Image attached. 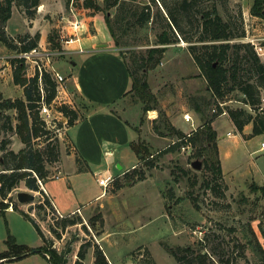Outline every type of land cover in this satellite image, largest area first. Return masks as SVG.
<instances>
[{
    "label": "rangeland",
    "instance_id": "1",
    "mask_svg": "<svg viewBox=\"0 0 264 264\" xmlns=\"http://www.w3.org/2000/svg\"><path fill=\"white\" fill-rule=\"evenodd\" d=\"M45 1H50L48 7L38 6L35 17L38 16V9L40 13L34 21L14 4L13 16L5 29L7 35L15 38L32 29V35L36 32L40 33V37L46 34L45 38L39 40L38 45L53 47L48 36L55 34L58 42L61 31L69 29L68 19H74L75 16L70 10L71 4L66 7V0ZM96 1L102 3L103 0ZM193 1L186 12H177L179 26L176 28L168 26L165 9L159 1L121 0L118 5L108 10L113 20L116 16H122L120 27L114 24V30L119 34L122 45L115 46L110 37L109 46L119 55L121 51H125L126 55L121 56L130 64L135 75L147 79L150 90L156 96L154 108L151 109L154 112H144L143 103L133 91H128L114 106L117 112L125 115L134 124L133 127L138 132L134 141H140L150 152L157 155L152 166L145 164L139 157L140 164L137 168L145 172L144 179L138 180L136 175L126 178L124 173H120L122 170H113L115 172L111 173L116 179L103 188L98 183L103 173L96 174L90 166L87 171L75 173L80 166L76 157L80 154L67 139L68 123L64 124V128L61 124V129H56L49 138L42 136L33 140L36 147L44 148L47 142L55 138L54 135L57 136L55 141L59 144L58 159L45 163L48 176L46 181L38 182L39 190L26 187L22 181L8 193L5 201L15 203L29 212L37 220L52 247L58 251L69 250L66 255L67 264L74 263L84 242L89 243L86 246L84 264L93 263L94 244L100 246L111 264H178L168 249L177 246H190L194 251L204 249L215 260L232 258L235 254L232 251L235 238L241 237L244 232L248 233V226L254 229L264 248V190L261 189L264 186V151L260 149L264 134L244 140L242 136L249 137L251 125L245 126L248 133L241 135L229 115L214 117L212 108L218 99L210 92L207 81L193 58L195 53L202 51L201 44L213 42L209 39L203 40L208 34L202 23L203 14L215 8L222 19L228 22L231 32L230 38L217 42L248 43L264 62L256 49L260 45L264 46V19L250 13L253 0ZM81 2L82 0H74L73 9L76 16L86 23L88 31L93 33L94 16L90 15V10L76 7ZM166 2L172 5L175 0ZM145 4H150L151 18L147 24L140 26L135 23L134 13L143 10ZM101 14L98 12L96 16L102 17ZM164 30L168 31L173 41L164 45L165 50L158 64L150 70L141 69L139 63L146 56L148 48L162 46L158 43V36ZM98 33L99 39H102L105 31L103 29ZM11 54L13 50L0 41L1 57L9 60L7 57ZM252 55L248 48L240 51L233 49L226 61L227 67L236 66V81L242 84L255 81V73L251 71L250 64ZM61 57L54 58L55 65L64 75H68L71 66L66 60L70 61L73 55L68 52L65 57ZM133 58L137 60L133 61ZM3 59L0 58V64H4ZM9 67L7 74H0V91L3 97H23V88L14 82L13 68ZM28 70V65L23 67L22 72L26 77ZM66 84L76 105L75 91L70 81L66 80ZM231 84L228 82L225 86L227 91L219 100L228 108L242 107L256 114L257 110L242 101L239 87L235 85L231 88ZM261 95H264L263 90ZM69 105L74 108L73 104ZM195 107H200V111L197 112ZM125 108L127 111L123 113ZM78 112L82 114L80 109ZM6 113L11 114L12 122L16 124V111L12 109ZM186 113L192 116L193 124L185 120ZM60 118L58 116L56 123L61 122ZM212 118V126L219 132L217 141L222 165L221 175L206 163V160L211 163L216 158V150L212 147L202 156H198L194 146L188 143L159 154L177 140L169 126L189 134L205 120ZM228 132H231L229 136ZM3 139L7 140L6 147L9 149L18 151L24 146L14 130H1L0 143ZM125 150L131 152L129 146ZM3 154V150H0V158ZM129 156L126 154L123 159L125 165H131L132 159ZM194 161L201 163L200 168L192 166ZM45 183L62 211L68 212L79 207L64 216L78 217L80 222L62 227V217L58 215L55 203L47 195ZM19 191L34 193L35 199L20 202L17 199ZM45 196L49 197L51 207L47 206L49 210L45 208L44 211L39 208V201H44ZM8 197H11V201ZM9 217L11 230L7 217V223L3 216L1 222L4 229L8 228L19 243L30 241L34 246L42 243V238L39 240L37 236L35 239L32 235L30 237L19 212L11 213ZM50 227L56 231H51ZM245 238L250 239L249 235ZM3 246L2 249L6 247ZM254 251L252 245L249 246L246 249V260L239 259L235 263L231 261L230 264H264ZM4 264L49 263L38 253L28 259Z\"/></svg>",
    "mask_w": 264,
    "mask_h": 264
},
{
    "label": "trees",
    "instance_id": "2",
    "mask_svg": "<svg viewBox=\"0 0 264 264\" xmlns=\"http://www.w3.org/2000/svg\"><path fill=\"white\" fill-rule=\"evenodd\" d=\"M70 1L71 0H66L65 2L67 8L69 7ZM120 1L121 0H103L102 3H99L96 0H82L80 4H76V7L78 8L83 7L90 10L91 16L95 17L98 12L102 13L101 15L115 46L122 45L119 41V34L114 30V24H118L120 27L122 16H120V18L116 16L113 20L110 14H108V10L118 5ZM153 1H159L163 6L168 26L174 28L179 26L177 12H186L194 2L193 0H175L172 5H169L166 0ZM14 4H16L27 17L34 18L36 15V8L40 5V0H0V41L10 50L28 51L38 46L40 33L36 32L32 35L30 32H25L24 34H19L15 38L7 35L5 30L6 24L12 16V7ZM250 13L264 19V0H253L250 7ZM134 16H136L135 23L140 26L147 24L151 18L150 4H145L143 10L138 13L135 12ZM203 16V29L207 32L206 34H208L203 40L209 39L213 42L201 44L200 47L202 48V51L195 53L193 58L198 65L201 74L205 77L210 92L219 99V97H222L227 91L225 86L228 82L232 83L231 88L235 87V85L239 87V90L242 93V101L250 108L257 110V113L253 114L246 108L242 107L235 109L228 108L230 120L234 124L235 129L243 135L245 126L249 124H251L249 137L264 134V108L260 109L262 96L261 90L264 91V62L260 60L257 54L253 51L252 46L248 43L231 44L229 42H217L230 38L231 32H229L228 22L222 19V17L216 12L215 8L211 11L205 12ZM54 35H49L48 41L53 47H59L60 44L56 42V36ZM172 41L173 40L170 38L168 31H162L158 36V43L162 44V46L148 48L146 56L141 58L139 67L145 70L152 69L159 63L165 50L164 45ZM243 48H248L253 54L250 58V64L251 71L255 73V81H247L244 82V84L236 81V66L232 65L230 68L226 66L230 50L235 49L236 51H240ZM120 53L123 56L126 55L125 51H121ZM136 60V58H133V61ZM127 64L132 80L131 89L129 91H133V94L143 103L144 112L153 109L154 103L156 102V96L150 90L147 79L135 75L130 64ZM23 67L24 65L20 64L13 68L14 82L22 86L23 97H3L0 92V131L14 130L24 143V146L18 151L7 148V140L3 139L0 143V150H3L4 152V156L0 158V215L4 217L7 223L5 212L10 204H12L14 210L20 212L33 224L42 238L43 245L40 247H32L27 244L19 243L16 240V237L7 228V236L4 240L6 247L0 251V264L21 260L36 253L43 255L48 260L49 264H67L68 260L66 255L69 250L58 251L55 247H52L51 242L41 230L37 220L31 216L29 212L19 208L15 203L5 201L8 193L11 192L13 188L19 186L22 181L26 187L33 190H39V180L42 182L46 181L48 176V170L45 163L55 161L59 156V144L55 141L57 136L54 135L55 138L47 142L44 148H41L40 146L36 147L33 142L34 139L42 136L49 138L55 133L56 129L62 127V123L59 121L60 123H56L54 128H49L39 115L41 87L44 90V101L49 104L56 95V83L46 71H43L42 73L41 84L39 83L38 75H35L32 78H27L23 75ZM58 108L62 111L64 116L67 117L68 125H72L79 117L77 110L69 104L62 103ZM12 109L17 113L16 124H13L11 114L6 113L7 110ZM195 110L199 112L200 107H195ZM216 116H218V113L214 114V117ZM212 121L213 118L205 120L201 126L197 127L189 135L174 126H169L172 132L177 136V140L169 145L168 148L159 152V154L174 150L181 144L190 143L194 146L196 154L202 156L209 147H212L216 150V158H214L211 163H209V160H206V163L211 165L214 171L221 175L222 165L218 153L217 131L212 126ZM57 124L60 126H57ZM246 138H248V136ZM131 147L135 153L141 157V160L144 161L145 164L148 166L154 165L157 155L150 152L147 146L143 145L140 141H132ZM76 161L80 164L77 172L89 170L88 164L81 155L76 157ZM134 175L137 176L138 180L145 178V172L141 169L139 170L137 166L124 172L126 178H131ZM261 189L264 190V186H262ZM8 200L11 201V197H8ZM44 203L46 206L51 207L49 197L45 196ZM39 208L45 211V205L40 201ZM77 219L80 218L63 216L60 223L62 227H66L80 222V220L78 221ZM50 230L53 232L56 231V229L52 227H50ZM234 230L235 228L233 231ZM246 231H248L249 234L244 232L245 234L243 233L241 237L235 238L236 240L233 244L232 250L235 254L232 258H220L215 260L211 257V254L208 251H205L204 249L194 251L190 246L169 247L168 249L175 256L178 264H230L231 261L235 263L239 259L246 260V249L252 245V249L255 250L254 252H256L257 257L264 261V248L254 229L251 226H248ZM246 235H249V240H245ZM88 245L89 243L86 242L81 244L78 250V256L73 264H84L87 251L86 246ZM92 264H111L98 244H94V260Z\"/></svg>",
    "mask_w": 264,
    "mask_h": 264
},
{
    "label": "crops",
    "instance_id": "3",
    "mask_svg": "<svg viewBox=\"0 0 264 264\" xmlns=\"http://www.w3.org/2000/svg\"><path fill=\"white\" fill-rule=\"evenodd\" d=\"M49 2L50 1L40 0L39 6L48 7ZM83 9L85 10L86 8ZM39 11L38 9V16L40 13ZM38 16L30 18V20L34 21ZM10 19L7 21L6 27H8ZM92 25L94 27L93 33L88 31L86 23L83 21L78 31L80 40L72 43L68 50V52L73 55V58L70 61L66 60V63L69 62L71 67L70 72L65 76L66 80L70 81L75 91L77 98L75 101L76 105H74L71 97L72 93L67 84L66 90L69 101L72 102L77 112L80 109L82 114L78 112V119L75 120L72 125L66 127V136L68 141L77 149V152L85 159L88 166L95 170L96 174H104L108 171L117 172L118 169L122 170L120 173H124L140 164L139 156L131 147V142L136 140L138 132L135 130V127H133L134 124L129 121L130 119H127L125 115L117 112L114 106L117 105L131 89L132 80L126 60L121 55L117 54L114 48L109 46L111 36L104 19L101 16H95L93 17ZM103 29L105 31L104 37L99 39L98 32ZM27 32L33 33L32 29ZM45 37L46 34H42L40 39L42 40V38ZM78 46L82 47L83 51H79L77 49ZM1 56L2 55H0V58L3 59ZM65 56L66 54L61 58ZM9 69V65L4 60V64H0V74H7ZM0 92L2 93V91ZM80 99L82 102H78ZM125 111H127L126 108L122 112L125 113ZM148 111L154 112L155 110ZM216 131L219 139V132L218 130ZM243 133H248L246 128L243 130ZM242 138L246 140L250 137L245 139L242 136ZM217 143L219 145L218 141ZM126 146H129L131 152L128 153V150H125ZM122 152L124 153L122 154ZM126 154L127 156L130 155V160L132 159L131 165H125L124 163L125 161L123 159ZM74 172L81 173L77 171ZM45 188L47 195L53 200L56 208L61 214L72 213L79 208L75 207L68 212L62 211L47 189L46 183ZM16 212L18 211L14 210L13 207H8L6 209L5 215L8 220V227L10 225L9 215ZM1 217L0 215V251L3 250V245H5L4 240L7 236V230L3 227ZM19 217L22 223L26 225L30 237L32 235L35 239L37 236L40 240L41 237L33 224L20 212ZM23 244L32 247H40L43 241L36 246L31 244L30 241H26ZM34 255H38V253ZM32 256L33 254L24 259H28Z\"/></svg>",
    "mask_w": 264,
    "mask_h": 264
},
{
    "label": "built area",
    "instance_id": "4",
    "mask_svg": "<svg viewBox=\"0 0 264 264\" xmlns=\"http://www.w3.org/2000/svg\"><path fill=\"white\" fill-rule=\"evenodd\" d=\"M73 1L71 0L70 4V10L73 12V15L75 16L74 19H68V27L66 31H61L59 34V37L57 38L58 43L61 44V47H50L46 45H38L28 51H13V54L11 56L9 55L7 58L9 60H6V63L11 66L12 68L16 67L17 65L23 64L24 66H29V72H27V78H32L35 75H38L39 83L41 84L42 80V73L43 71H46L50 74L51 78L56 83V95L51 103H46L44 101V90L41 87V102L39 106V115L44 120L46 125L49 128H54L56 126V119H58V116H61L60 120L63 124H67V117L64 116L62 111L59 110L58 106L62 103L66 104H72L71 101H69L68 93L66 90V76L59 71V69L55 65L54 58L60 57L68 53V49H70V46L72 43L77 42L80 40L79 37V27L82 25L83 21L79 19L76 16V13L73 9ZM63 42V43H62ZM79 51H83V48L78 46L77 48ZM257 53L264 59V46H258ZM14 61V63H13ZM32 70V73L30 72ZM26 75V74H25ZM55 105L57 107H55ZM264 108V95L261 96V104L260 109ZM212 111L214 113H218V116L228 115V107L225 106V103L223 101H220L218 99L217 103L213 106ZM186 121H190L193 124L192 116L189 113H186L184 115ZM59 128L58 130H60ZM196 128H194L195 130ZM193 131V130H192ZM190 134V133H189ZM187 133V135H189ZM231 132H228V135H230ZM190 144V143H188ZM187 144V145H188ZM260 149L264 151V141L260 144ZM116 179V176L113 175L111 172H107L105 175L98 179L99 185H101L103 188L108 187L114 180ZM41 183V181L39 180ZM44 204V201L41 200ZM45 205V208L49 210V208ZM12 207V206H9ZM58 215L63 217L64 214H61L58 210Z\"/></svg>",
    "mask_w": 264,
    "mask_h": 264
},
{
    "label": "water",
    "instance_id": "5",
    "mask_svg": "<svg viewBox=\"0 0 264 264\" xmlns=\"http://www.w3.org/2000/svg\"><path fill=\"white\" fill-rule=\"evenodd\" d=\"M192 166H194L196 168H200L201 163L199 161H194L192 163ZM17 199L20 202H30V201H33L35 199V194L30 193V192H26V191H19V192H17Z\"/></svg>",
    "mask_w": 264,
    "mask_h": 264
}]
</instances>
